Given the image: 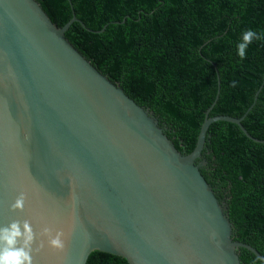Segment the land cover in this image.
I'll use <instances>...</instances> for the list:
<instances>
[{
    "label": "water",
    "instance_id": "water-1",
    "mask_svg": "<svg viewBox=\"0 0 264 264\" xmlns=\"http://www.w3.org/2000/svg\"><path fill=\"white\" fill-rule=\"evenodd\" d=\"M36 0H0V226L63 229L64 252L33 264H85L93 251L127 264H241L227 206L201 168L206 131L240 117L204 111L196 142L178 151L152 111L94 67ZM27 193L23 211L10 205Z\"/></svg>",
    "mask_w": 264,
    "mask_h": 264
},
{
    "label": "trees",
    "instance_id": "trees-1",
    "mask_svg": "<svg viewBox=\"0 0 264 264\" xmlns=\"http://www.w3.org/2000/svg\"><path fill=\"white\" fill-rule=\"evenodd\" d=\"M66 39L137 104L152 111L181 153L196 142L204 111L240 117L206 131L201 168L227 206L232 238L264 257V0H36ZM251 29L245 58L237 44ZM241 264H264L240 248ZM85 264H127L93 251Z\"/></svg>",
    "mask_w": 264,
    "mask_h": 264
},
{
    "label": "clouds",
    "instance_id": "clouds-1",
    "mask_svg": "<svg viewBox=\"0 0 264 264\" xmlns=\"http://www.w3.org/2000/svg\"><path fill=\"white\" fill-rule=\"evenodd\" d=\"M253 39H260L256 32L249 29L243 33L236 46L241 59L245 58ZM26 200L27 193L21 191L10 205L11 210L23 211ZM38 237L46 238L47 246L56 252H64L66 248L64 230L48 224H45L39 233L33 230L31 222L27 219L13 220L6 226H0V264H33V252H39L45 246V240L40 239L38 245L33 248Z\"/></svg>",
    "mask_w": 264,
    "mask_h": 264
}]
</instances>
